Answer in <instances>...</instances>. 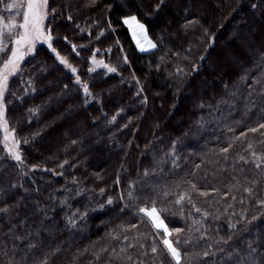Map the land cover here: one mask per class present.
Instances as JSON below:
<instances>
[{"label":"trees","instance_id":"16d2710c","mask_svg":"<svg viewBox=\"0 0 264 264\" xmlns=\"http://www.w3.org/2000/svg\"><path fill=\"white\" fill-rule=\"evenodd\" d=\"M156 3L50 0L59 9L55 20L46 21L55 25L53 47L77 73L60 63L47 44H40L22 63L23 72L9 80L7 122L17 139L28 142L20 145L23 162L18 163L4 150L0 132V188L4 189L0 208L11 207L9 213L0 214V264L10 260L34 264L56 248L60 251L50 264H175L148 219L135 214L137 203L150 206L153 196L158 208H167L161 215L169 229H182L170 237L179 235L177 246L187 253L181 264H236L238 257L234 254L230 259L225 253L234 248L246 251L248 240L264 246V205L258 202L264 200V164L257 167L260 159L252 156L255 152L264 158V129L246 131L264 122L260 91L264 84L256 86L251 97L246 87L258 71L254 62L264 52V3L252 9L250 5L259 0H166L155 11ZM4 13L0 5V15ZM133 13L147 26L156 48L137 49L121 19ZM186 21L198 23L185 26ZM101 29L105 31L97 37ZM213 34L215 43L210 46ZM237 35L247 41L246 48ZM73 44L86 47L73 51ZM94 49L99 50L97 60L117 71L110 73L103 65L90 71ZM230 51L239 59L228 57ZM205 54L200 72L193 74V64H199ZM177 68L185 74L177 73ZM246 72L249 78L241 81ZM77 74L93 93L87 104L75 85ZM29 79L31 85L22 83ZM225 84L228 92L235 87L238 96H227ZM64 85H69L68 91H62ZM220 97L235 100L234 107L221 104L215 110ZM200 100L206 105L203 109L198 107ZM249 102L255 107L246 113ZM33 108L37 110L30 112ZM202 116L206 123L201 126L197 121ZM177 138L181 143L175 167L168 152ZM229 143L228 152H221ZM152 167L156 172L144 177V169ZM130 181L135 182L138 202L127 201ZM14 183L17 187L10 188ZM249 187L251 193L246 191ZM185 192L191 199L177 204V197ZM121 193L133 205L122 213ZM109 196L111 205L105 203ZM99 204L105 207L100 209ZM41 208L47 209V218ZM25 217L27 221L20 224ZM68 217L76 219L75 226H67ZM41 221L50 230L36 235ZM132 224L136 227L123 226ZM12 225L17 227L9 232ZM153 237L157 253L151 252ZM30 241L40 247L30 251ZM204 251L209 255H198Z\"/></svg>","mask_w":264,"mask_h":264},{"label":"snow or ice","instance_id":"6c2138e0","mask_svg":"<svg viewBox=\"0 0 264 264\" xmlns=\"http://www.w3.org/2000/svg\"><path fill=\"white\" fill-rule=\"evenodd\" d=\"M166 0H158V3L155 4V11H159L165 4ZM264 3V0H259V3H252L250 7L252 9H256L260 6V4ZM0 5H2V8L5 12H8L9 15H11L12 12H15L17 16H22V19H6L4 16L0 15V129L3 130V144L6 149L7 155H10L14 158V160L18 163L23 162V156L20 151V145L21 143L26 144L28 141L27 139H17L16 138V131L15 129L9 130L8 122L6 119H4V113H5V94L10 90L9 80L11 77L18 75L23 72L22 68V61H25V57L29 56L32 53L36 52L37 45L41 42L46 43L48 48L51 49V52L55 54L56 58L62 63L67 69H69L72 73H77V68L74 67L71 63H69L68 59L62 55H60V52L53 47V41L55 39L53 35V29L54 24L49 22L46 23V21L55 20L56 14L59 12V9L56 7H52L50 5V0H9V2H4V0H0ZM110 7V6H109ZM62 14V13H61ZM67 19L71 21L73 19L72 14L69 13L67 15ZM123 23L128 26L129 30L132 33V37L136 42V45L141 49L145 50L147 49H154L157 47L156 43L152 41V39L148 35V29L147 26L141 22V20L138 18L136 14L126 15L121 17ZM198 23V21H186L185 26H189L192 23ZM110 24V21H108ZM104 29H101L100 32L97 34V37L103 35ZM208 30L205 29V32ZM10 37V40H6L5 37ZM65 41L68 40V37H63ZM236 39L240 41V46L242 48L247 47V41L241 40V37L239 35L236 36ZM215 43V35L213 34L212 37L209 40V45H213ZM77 47H86L84 45L77 46L75 44L72 45L73 51L76 50ZM99 51L98 49L93 50V55L89 57L93 65H103L104 68L107 69L108 72L114 73L117 71L115 67L109 66L104 63L103 60H97L95 53ZM208 48L205 49V53H207ZM76 55H79V53H76ZM6 58H3L5 57ZM228 57H231L232 59L238 60L239 57L236 56L234 52H228ZM207 59V55H201L199 57V64H193L192 66V72L193 74H198L201 70V66L203 62ZM124 60H127V56L124 57ZM253 67L257 68V74L255 76H251L252 83L247 84L246 87L248 89V96L251 97L252 92L255 91L256 86L264 84V52L260 53V60L258 62H254ZM94 69H90V71H93ZM214 70V69H213ZM177 73L185 74L184 70L181 68L176 69ZM251 70H249L250 72ZM249 72H246L241 78V81H247L249 78ZM22 83H27L31 85L33 82L31 79L27 81H22ZM139 83V81H137ZM75 85L77 88L81 89L84 93V100L83 103L87 104L88 98L93 95L91 92V89L89 87V84L82 80L81 77L77 74L75 76ZM200 87H203V85H200ZM35 90L34 88L32 89ZM69 85H64V88L62 91H68ZM140 91L142 92L143 89L141 88ZM261 93H264V87H261L260 89ZM225 94L227 96L231 97H237L238 91L235 89L228 92V85L225 84ZM248 97H245V100H247ZM254 99V98H253ZM147 102V96L144 97L143 103ZM221 104H228L229 106L235 105V100H226L224 97H220L216 100V109H219V106ZM176 105H173L175 107ZM205 103L203 100L199 101L198 107L203 109L205 107ZM207 107L209 109H212L213 106L211 104H208ZM255 107V104L252 102H249L245 105V112L247 113L251 108ZM37 109L33 108L30 109V112H35ZM122 111V110H118ZM112 120H116V115H113ZM198 124L201 126L206 123L204 120V117L202 116L198 121ZM258 129H264V122L258 124L256 127L248 129L246 131L256 132ZM229 131H232V129H229ZM35 135V133L33 134ZM240 136H244L245 133L241 132L239 134ZM238 137H233V140L237 139ZM72 143H76V141H72ZM131 143V142H130ZM181 141L179 138L172 140L171 147L168 152V156L171 158V163L178 167V156H177V145L180 144ZM232 147V144L229 143L227 147L221 148L220 151L223 153H227L229 148ZM249 148L252 147V145L249 143ZM253 158L260 159V163L257 164V167H260L261 164H264V158L257 157V154L253 152L252 154ZM241 160H244L245 157L241 156ZM156 164H159V161L155 162ZM63 166V162L61 164ZM33 169L37 168V165L31 166ZM199 167V165L197 166ZM156 172V168H145L143 171V176L148 177L152 173ZM117 182H119V177L117 178ZM253 184L256 183V181L252 182ZM17 184L10 185V188H16ZM19 187H23V185H19ZM166 187V186H165ZM192 188H196L195 184L191 185ZM27 192V189L24 190ZM104 189H100V193H104ZM199 191V189H197ZM211 191H215V189H211ZM247 192L251 193L252 188H247ZM0 194H4V189L0 188ZM204 195H208L207 192L203 193ZM168 193L165 191L163 193L164 197H167ZM227 195V193H225ZM191 199L189 194L187 192L181 193L177 199L176 203L179 204L181 201H183L185 198ZM235 197H233L234 199ZM120 200L125 201L123 207L121 208V213L132 208L133 205L131 203H128L127 201H133L138 202L140 200V196L135 194V182L130 181V187L127 192V201L125 200L124 193L120 194L119 197ZM147 200L148 198L145 197ZM65 201H61V203H64ZM261 205H264V200L258 201ZM38 203V202H37ZM108 205H111L113 203V198L111 196L108 197L107 201L105 202ZM98 208L103 209L105 207V204H99L97 205ZM11 211V207L9 205H5L4 208H0V214L9 213ZM41 211L43 212V215L45 218L48 216V212L46 208H41ZM167 211L166 207H157V198L153 196L151 198V204L150 206L146 205H140L137 203L135 206V214L140 216L142 219L147 218L151 225L157 229L162 230V233L160 231L157 232V235L161 237L162 243L167 251V253L171 256V258L175 261V264H181V260L183 256H186L187 253H184L181 251V248L177 245L181 243L180 236L176 235L173 238H170L172 236V233H181L182 229L180 228H174L169 229L168 224L165 222L164 218L161 215V212ZM197 211H201V209H197ZM18 215V213H17ZM79 216H84L85 213H78ZM204 216H208V212L203 213ZM256 217H252V220L254 221ZM27 221V217L24 218V220L20 221V224H24ZM76 225V219L73 217L67 218V226H75ZM127 228H135L136 225H123ZM16 225H12V227L9 229V232H14L16 229ZM229 228H235V224H229ZM40 230L49 231L50 229L46 228L43 224V221L40 222V228L36 229V235H39ZM29 237L32 235L31 232L27 234ZM202 235H206V233H203ZM15 239L23 240V236H17ZM229 240H232L233 237H229ZM124 240H128V237L125 236ZM183 243H187V241H183ZM227 244V241H225ZM255 245V246H254ZM7 245L5 244V249ZM15 248V245H13ZM40 247V244L35 241H30L27 244V248L30 251H35L37 248ZM211 247V245H209ZM247 250L244 252H241L239 248H234L233 252H227L225 255H227L230 259L235 257H238L236 260V264H264V246H261L260 244L256 243L253 240H248L246 242ZM59 249H51L50 254H44L43 259H39L34 262V264H50V260L55 257L59 253ZM79 251V250H78ZM86 251V249H85ZM103 251V249H101ZM123 251V249H122ZM220 251L223 252V249H220ZM113 252H115V249H113ZM152 253H157L158 248L156 246V240L155 237H153V246L151 247ZM4 254L7 255V252L4 251ZM198 255L208 256L209 252L204 251L203 253H200ZM77 257H73L75 260ZM128 259H131V257H127ZM96 259L99 260V254L97 253ZM9 264H12L11 260L9 261Z\"/></svg>","mask_w":264,"mask_h":264},{"label":"rangeland","instance_id":"374dc122","mask_svg":"<svg viewBox=\"0 0 264 264\" xmlns=\"http://www.w3.org/2000/svg\"><path fill=\"white\" fill-rule=\"evenodd\" d=\"M6 2H9V0H5V3ZM6 19H22V16H17L16 15V13L15 12H12L11 13V15H9V13L8 12H6V13H4V15H3ZM127 26V25H126ZM127 28H128V26H127ZM128 30H129V28H128ZM129 32H130V34H131V37H132V33H131V31L129 30ZM5 39L6 40H10L11 38L10 37H5ZM132 39H133V37H132ZM133 41H134V43H135V45H136V42H135V40L133 39ZM40 44H46V43H43V42H41V43H39L38 45H40ZM37 45V46H38ZM136 47H137V49L140 51V52H147V51H150V50H152V49H145V50H141L137 45H136ZM28 57V56H27ZM27 57H25V59L27 58ZM4 58H6V56L4 57ZM24 61H22L21 62V64L23 63ZM101 66V65H100ZM99 67V65H93L92 64V68L93 69H96V68H98ZM5 110H6V104H5ZM4 119H6L7 120V118H6V114L4 113ZM8 126H9V124H8ZM9 130H11V128H10V126H9ZM0 132H1V138H2V144H3V135H4V133H3V130L2 129H0ZM3 148H4V150L6 151V149H5V146H4V144H3ZM12 157V156H11ZM13 158V157H12ZM14 159V158H13ZM149 221V220H148ZM150 222V221H149ZM150 224H151V222H150ZM152 226V225H151ZM152 228L154 229V231L156 232V234H157V232L158 231H160L161 233H162V230H157V229H155L153 226H152ZM161 242H162V240H161ZM163 244V243H162Z\"/></svg>","mask_w":264,"mask_h":264}]
</instances>
